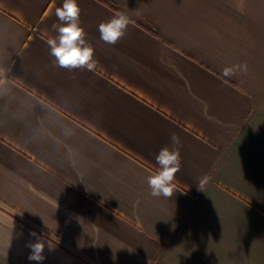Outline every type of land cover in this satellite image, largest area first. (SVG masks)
<instances>
[{
	"label": "crops",
	"instance_id": "0c3cea01",
	"mask_svg": "<svg viewBox=\"0 0 264 264\" xmlns=\"http://www.w3.org/2000/svg\"><path fill=\"white\" fill-rule=\"evenodd\" d=\"M78 2L93 71L49 54L62 0H0V264H264V0Z\"/></svg>",
	"mask_w": 264,
	"mask_h": 264
},
{
	"label": "clouds",
	"instance_id": "9594fccd",
	"mask_svg": "<svg viewBox=\"0 0 264 264\" xmlns=\"http://www.w3.org/2000/svg\"><path fill=\"white\" fill-rule=\"evenodd\" d=\"M55 17L59 24L53 27L57 35L47 43L50 55L54 57L56 66L65 69H84L93 71L96 68L95 48L87 40V33L81 24V8L78 0H62V4L55 9ZM131 20L125 13L112 16L98 25L100 39L106 44L115 45L125 35ZM247 64H236L222 69L226 78L246 73ZM171 147L164 146L155 155L156 168L153 174L147 177L146 183L153 197L169 198L175 190L176 173L181 169V154L178 145L179 137L173 133L170 137ZM32 252L29 260L42 261L44 244H31Z\"/></svg>",
	"mask_w": 264,
	"mask_h": 264
}]
</instances>
